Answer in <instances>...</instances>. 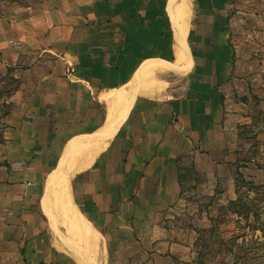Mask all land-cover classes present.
Returning a JSON list of instances; mask_svg holds the SVG:
<instances>
[{
	"label": "crops",
	"instance_id": "crops-1",
	"mask_svg": "<svg viewBox=\"0 0 264 264\" xmlns=\"http://www.w3.org/2000/svg\"><path fill=\"white\" fill-rule=\"evenodd\" d=\"M19 10L0 18V76L19 80L0 151V264H79L63 241L72 230L86 249L79 220L49 214L59 184L104 264H198L212 209L260 168L250 110L264 104V0Z\"/></svg>",
	"mask_w": 264,
	"mask_h": 264
},
{
	"label": "rangeland",
	"instance_id": "rangeland-1",
	"mask_svg": "<svg viewBox=\"0 0 264 264\" xmlns=\"http://www.w3.org/2000/svg\"><path fill=\"white\" fill-rule=\"evenodd\" d=\"M37 1L19 0L18 3H0V15L12 19L17 16L19 11H23L19 10L20 8L26 9ZM23 16L22 14L21 17ZM10 73L0 76V136L2 138L3 131L8 127L7 120L12 110L10 97L19 85V80ZM259 96H264V89ZM257 97L255 96L251 105L253 108H251L250 114L253 116V126L262 131L258 143L264 144V104L256 103ZM251 132L245 130L242 136L255 141L257 135L253 132L250 134ZM260 149L261 151L254 149V155L260 156V168L255 166L243 170V179L239 180L242 186L239 188L238 194L236 193V198L225 204L215 205L212 209L214 210L213 216L209 217V229L199 232L196 241L198 264H264V235L259 229V227L264 229V147ZM2 163V154L0 153V166ZM239 196L242 197L244 207L249 208L247 210L240 209L243 213H248L241 217L231 213V210L234 209L232 202L236 201ZM236 210L239 211V207ZM254 212L259 214V219L255 223ZM54 216L55 220L60 222L57 212L54 213ZM254 224L258 227L257 230L252 229ZM63 239L78 263L86 264L84 261L87 258L86 249L75 232L65 228V238ZM102 252L103 250L98 246V255L95 259L97 264H104ZM82 255L86 257L83 258Z\"/></svg>",
	"mask_w": 264,
	"mask_h": 264
},
{
	"label": "bare ground",
	"instance_id": "bare-ground-1",
	"mask_svg": "<svg viewBox=\"0 0 264 264\" xmlns=\"http://www.w3.org/2000/svg\"><path fill=\"white\" fill-rule=\"evenodd\" d=\"M114 114H115L114 117H112L113 119L111 118L110 125H108L109 126L108 130H111V129L113 130L118 125V123L121 121L120 111L118 110ZM108 130H107V132H108ZM75 170L76 169H74V167L71 170H68L65 168H60L59 176L60 177H66V180L70 181L72 173ZM66 171H68V173H66L67 175L63 176ZM59 188H60V184L56 187V189L52 190V194H51L52 198L59 200L61 203L54 210V212L56 211L58 213V216H59L61 222L64 220H68V221L72 222V220L74 218L79 220V222H80L79 227L81 229H83L84 230L83 233L87 235L86 245H88V246H86L87 258H85V262H86V264H97L95 259L98 255V248H96L94 245V243H98L97 234L92 230V228L87 224V222L84 219L79 218V217H75L74 215H72L71 213H69L68 211H66L64 209L66 207L65 203H64L65 188H62V189H59ZM49 214L51 217H55L53 212H49ZM88 256H89V258H88Z\"/></svg>",
	"mask_w": 264,
	"mask_h": 264
},
{
	"label": "trees",
	"instance_id": "trees-1",
	"mask_svg": "<svg viewBox=\"0 0 264 264\" xmlns=\"http://www.w3.org/2000/svg\"><path fill=\"white\" fill-rule=\"evenodd\" d=\"M18 2H19V0H0V3H18ZM1 17L2 16L0 15V18ZM3 142H4V140L0 136V144H3ZM237 177L239 178V179L237 178V180H236V193L238 194V190L242 186L241 183L239 182V180H242L243 178H242V176L240 174H238ZM232 205H233L232 207H234V209L231 210V213L232 214H235V215H237L239 217H241L242 215H247L248 214V213H243L242 211H240V209L241 210H247V209H249V208L244 207V205L242 204V197L241 196H239L236 201L232 202ZM238 207H239V211L236 210V208H238ZM249 213H251V212H249ZM253 216H254V223H255L256 220L258 221V219H259L258 212H254ZM245 219L247 220L248 217L245 218ZM252 229L257 230L258 227L254 224L252 226ZM259 229L261 230L262 235H264V229L262 227H259Z\"/></svg>",
	"mask_w": 264,
	"mask_h": 264
}]
</instances>
